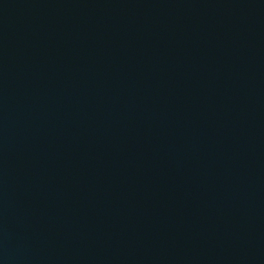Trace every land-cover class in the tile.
Instances as JSON below:
<instances>
[{"label": "water", "instance_id": "1", "mask_svg": "<svg viewBox=\"0 0 264 264\" xmlns=\"http://www.w3.org/2000/svg\"><path fill=\"white\" fill-rule=\"evenodd\" d=\"M0 264H264V0H0Z\"/></svg>", "mask_w": 264, "mask_h": 264}]
</instances>
